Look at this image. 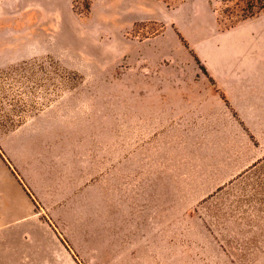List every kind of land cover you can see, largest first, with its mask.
<instances>
[{
    "label": "rangeland",
    "instance_id": "rangeland-1",
    "mask_svg": "<svg viewBox=\"0 0 264 264\" xmlns=\"http://www.w3.org/2000/svg\"><path fill=\"white\" fill-rule=\"evenodd\" d=\"M151 1L180 3L160 16L181 31L140 20ZM238 9L0 0V136L52 124L67 141L59 149L80 155L81 219L45 217L76 264H264V54L245 59L227 34ZM256 19L263 29L264 13ZM223 60L253 75V99L147 110L162 96L157 81H205L200 69L219 72Z\"/></svg>",
    "mask_w": 264,
    "mask_h": 264
},
{
    "label": "crops",
    "instance_id": "crops-1",
    "mask_svg": "<svg viewBox=\"0 0 264 264\" xmlns=\"http://www.w3.org/2000/svg\"><path fill=\"white\" fill-rule=\"evenodd\" d=\"M151 5L140 20L165 24L163 36L167 29L172 33L174 29L181 31L176 19L165 20L160 16V13L175 12L180 3L169 8L154 1ZM187 16L188 21L195 19L194 14ZM258 16L240 20L227 32L238 40L239 54L251 61L264 54V28L259 27ZM5 54L0 56L2 62ZM72 66L80 67L78 63ZM205 72L200 78L205 81L179 84L165 81L162 87L157 81V88L163 90L162 96H150V102L155 101L157 106L147 110L168 113L175 110L173 106L178 100L182 107L177 111L181 114L189 112L196 98L202 101L211 98L217 104L226 100L233 107L238 106L236 102L253 99L249 89L254 82L252 74H246L241 68L227 67L225 60L219 72L208 69ZM63 142L67 141L59 140L54 125L44 128L35 122L0 136V264H76L73 253L62 246L45 220L46 217L64 227L81 219L77 205L82 169L80 155L77 156L73 147L65 149L64 153L59 149ZM95 165L94 161V168Z\"/></svg>",
    "mask_w": 264,
    "mask_h": 264
},
{
    "label": "trees",
    "instance_id": "trees-1",
    "mask_svg": "<svg viewBox=\"0 0 264 264\" xmlns=\"http://www.w3.org/2000/svg\"><path fill=\"white\" fill-rule=\"evenodd\" d=\"M234 2L239 9L237 21L247 20L257 17L260 13H264V0H227ZM197 60V58H195ZM204 74V68L200 69Z\"/></svg>",
    "mask_w": 264,
    "mask_h": 264
}]
</instances>
